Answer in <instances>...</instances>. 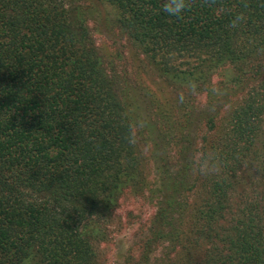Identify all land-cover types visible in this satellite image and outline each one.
Returning <instances> with one entry per match:
<instances>
[{
    "label": "trees",
    "instance_id": "1",
    "mask_svg": "<svg viewBox=\"0 0 264 264\" xmlns=\"http://www.w3.org/2000/svg\"><path fill=\"white\" fill-rule=\"evenodd\" d=\"M169 3L0 0V264H99L120 197L144 186L143 136L160 199L130 264H264V0ZM89 23L116 28L180 92L175 104L137 112ZM227 68L222 88L240 101L226 117L203 110L194 139L193 98ZM173 140L186 143L175 165Z\"/></svg>",
    "mask_w": 264,
    "mask_h": 264
},
{
    "label": "rangeland",
    "instance_id": "2",
    "mask_svg": "<svg viewBox=\"0 0 264 264\" xmlns=\"http://www.w3.org/2000/svg\"><path fill=\"white\" fill-rule=\"evenodd\" d=\"M88 28L97 52L107 63L109 75L132 98L137 112L143 115L152 110V112L157 111L151 101L154 104L157 101L168 103V105L169 103L175 104L176 96L180 92L167 87L158 78L151 65H148L145 58L131 46L123 35L118 33L116 28L111 29L110 36L97 33L93 23H89ZM231 77L232 72L228 68L217 71L212 78L211 93L209 95L202 93L193 98L194 117L188 129L194 135V139L201 137V123L198 120L202 118L200 114L203 110L212 106L220 117H226L240 101L237 93L226 91L225 87L222 88V85L224 86ZM185 105L188 111L189 103ZM182 112L181 107L175 115L181 119ZM165 144L166 142L163 143ZM181 144L186 143L176 144L174 140L168 142L167 155L174 165L177 163ZM256 146L263 154L264 117L256 138ZM140 150L141 167L145 176L144 186L138 192L127 190L120 197L118 206L109 221V237L95 246L99 264H130L133 259L137 258L141 242L149 235L160 199L159 172L157 171L159 156L152 153L151 144L144 136L140 141ZM254 192L257 191L254 190Z\"/></svg>",
    "mask_w": 264,
    "mask_h": 264
},
{
    "label": "clouds",
    "instance_id": "3",
    "mask_svg": "<svg viewBox=\"0 0 264 264\" xmlns=\"http://www.w3.org/2000/svg\"><path fill=\"white\" fill-rule=\"evenodd\" d=\"M184 5L185 0H170V3L165 5L164 10L168 11L170 14H176L184 8Z\"/></svg>",
    "mask_w": 264,
    "mask_h": 264
}]
</instances>
